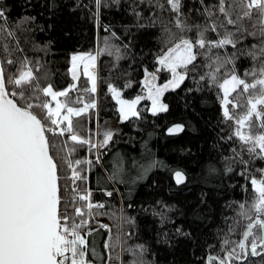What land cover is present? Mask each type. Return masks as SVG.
Here are the masks:
<instances>
[{
  "label": "snow or ice",
  "instance_id": "1",
  "mask_svg": "<svg viewBox=\"0 0 264 264\" xmlns=\"http://www.w3.org/2000/svg\"><path fill=\"white\" fill-rule=\"evenodd\" d=\"M94 2L93 15L98 22L100 9L108 3L107 0ZM111 2L120 4V0ZM197 2L199 7L185 12L184 0H132L136 26L159 25L164 47L155 58L158 67L151 72L144 69V95L125 99L122 91L112 84L108 90L119 105L121 123L132 117L140 118L137 105L142 100L151 102L153 116L167 112L168 104L162 100L164 94L180 87L186 79L218 90L221 122L230 129L221 140L237 143V147H231L232 155L224 157L229 162L225 172L235 171L232 162L240 164L237 175L245 181L240 185L241 191L251 190L252 198L228 205L229 208L236 205L235 215L225 218L226 230L218 233L219 251L208 252L204 264H246L250 257L264 260V168L252 166L257 160L264 161V0H193L194 4ZM145 9L149 13L147 17ZM193 11L202 22L193 21ZM164 13L170 17L165 19ZM145 20L147 23H142ZM34 21L35 17H23L15 27L10 26L0 0V264H94L96 258L103 257L97 252L95 240L90 239L98 232L92 225L98 223V216L105 214L100 211L105 204L93 199L90 175L97 166L103 167V157L116 143L118 130L98 129L91 135H80L77 130L80 121L74 118L96 109L95 100L87 103L82 97L73 100L69 93L75 85L61 91L54 90L51 84L41 87L37 73L43 64L40 58L25 54L17 36L18 30L30 32L26 25ZM104 30L109 31L108 27ZM111 35L120 39L115 32ZM250 38L255 42L245 43ZM128 47L124 45V49ZM46 49L47 46H33L34 51L45 54ZM102 52L115 56L117 61L124 58L121 48L109 46L107 41L105 48L96 54L71 56L73 80L77 79V69L83 63L84 75L91 82L86 92L97 90V78L89 68H95ZM242 57L251 61V67L243 72L237 66ZM161 71L169 73L170 79L157 84ZM125 87H132L131 81ZM242 96L244 104L240 103ZM46 97L55 102V107ZM60 97L65 99L61 101ZM183 131L181 124L167 129L169 135ZM66 134L67 139L59 144L53 139ZM81 148L91 158H77ZM115 156L119 159L107 179L124 182L123 157L119 153ZM157 163L153 161L145 166L135 159L131 161L132 167L139 169V179ZM173 179L179 186L188 178L183 170L176 169ZM103 191L108 197L113 195L111 191ZM121 219L134 224L131 218ZM99 227L111 231L106 224ZM176 231L189 235L179 228ZM103 247L109 250L104 264L113 259L124 264L116 252L118 247L133 257L129 264H148L142 244L124 247L117 237L111 243L105 242Z\"/></svg>",
  "mask_w": 264,
  "mask_h": 264
},
{
  "label": "trees",
  "instance_id": "2",
  "mask_svg": "<svg viewBox=\"0 0 264 264\" xmlns=\"http://www.w3.org/2000/svg\"><path fill=\"white\" fill-rule=\"evenodd\" d=\"M2 3L12 27L23 17H35L34 22L26 25L31 31L18 30L17 36L25 54L40 58L43 64L37 73L41 77V87L51 84L56 91L68 88L72 83L69 76L71 56L78 52H100L105 48V41L109 46L120 47L124 55L119 61L107 52L98 55V107L74 118V121H80L77 130L82 136L97 131L98 125L111 124L114 130H118L116 143L103 157V167L97 166L90 175L93 199L105 204V208L100 209L105 214L98 216V223L92 225L98 232L90 239L95 240L97 252L103 257L96 258L94 264H104L109 250L103 245L117 237L124 247L144 245V259L148 264H204L208 252L215 254L219 251L218 233L226 230L225 218L235 215L236 205L233 204L232 208L228 205L252 198L251 190L247 193L241 191L240 185L245 181L237 175L240 164L232 162L235 171L225 172L229 162L224 157L232 155L231 147H237V143L221 140L230 129L221 122L218 90L210 89L203 82L198 85L195 80L186 79L180 87L164 94L162 100L168 104L167 112L153 116L150 101L142 100L137 105L140 118L132 117L121 123L118 105L108 85L121 90L125 99L141 95L144 69L151 72L158 67L155 58L164 47L160 26L137 27L131 10L132 0H120V4L107 0L108 6L100 9L98 22L93 15L96 12L94 0H2ZM184 4L185 12L199 7L193 0H184ZM148 14L145 9L144 16ZM163 15L165 19L170 17L169 13ZM192 19L202 22L195 11ZM105 27L109 31H105ZM112 32L120 39L113 37ZM210 36L215 38L214 34ZM254 42L250 38L245 43ZM34 45L47 46V54L34 51ZM124 45H129L128 49H124ZM237 66L243 72L251 67V61L242 57ZM169 77V73L161 71L157 81L164 83ZM129 81L132 87L126 88ZM85 89H89V79L82 74L71 91L74 100L79 94L86 93ZM44 99L52 103L50 97ZM240 103H245L243 96ZM73 106L80 107L81 104ZM174 124L183 125L184 131L169 135L167 129ZM53 139L59 144L67 139V134ZM116 153L123 157L124 182L107 179L119 159ZM84 157L91 158L86 149L81 148L77 158ZM133 159L145 166L153 161L158 163L139 179V169L131 164ZM252 166L264 168V161L257 160ZM176 169L183 170L187 176L184 185L175 184L173 171ZM103 190L111 191L113 195L108 197ZM121 210L122 217L133 219L134 224L123 222ZM99 224L108 225L111 231L100 228ZM177 228L189 235L177 233ZM234 238L239 239V236ZM210 245L215 247L209 248ZM116 252L121 254L124 264H129L133 258L120 247ZM117 262L113 259L108 264ZM246 264H264V260L250 257Z\"/></svg>",
  "mask_w": 264,
  "mask_h": 264
},
{
  "label": "rangeland",
  "instance_id": "3",
  "mask_svg": "<svg viewBox=\"0 0 264 264\" xmlns=\"http://www.w3.org/2000/svg\"><path fill=\"white\" fill-rule=\"evenodd\" d=\"M78 53H83V52H78ZM78 53H75V54H78ZM95 54H96V53H95ZM97 59H98V57H97ZM97 67H98V60H96L95 68H91V67L89 68V71L92 72V73L96 76V78H97V76H98ZM70 69H71V61H70V67H69V76H70V79H71V81H72L71 85H76L77 82H78L79 77H80L82 74L84 75L83 63H81V64L79 65L78 69H77V79H76V80H73ZM169 79H170V77H169ZM156 82H157V84H163V83H159L158 81H156ZM166 82H167V81H166ZM164 83H165V82H164ZM71 85H70V86H71ZM68 88H69V87H68ZM90 88H91V82H90V80H89V89H90ZM63 90H64V89H63ZM59 91H61V90H59ZM144 94H145V93H144V91L142 90L141 95H144ZM111 95H112V94H111ZM69 96L74 100V96L72 95V92L69 93ZM79 96L83 98V101H84L85 103L90 102V101H92V100H95V102H96V104H97V107H98V96H97V90H96L95 93H92L91 91H87V92L84 93V94H79ZM59 99H60L61 101H63L65 98H64V97H60ZM76 99H77V96H76ZM52 106L55 107V102H54V101H52ZM82 106H83V104H81L80 107H82ZM97 107H96V109H97ZM118 107H119V105H118ZM150 108H151V102H150ZM96 109H95V110H96ZM98 129H113V130H114V128H113V126H112L111 124H109V125H107V126H101V125H98V126H97V130H98ZM96 138H97V137H96ZM97 139H98V138H97ZM120 217L122 218V210H121ZM120 259H121V254H120ZM121 260H122V259H121ZM117 264H120V261H118Z\"/></svg>",
  "mask_w": 264,
  "mask_h": 264
},
{
  "label": "water",
  "instance_id": "4",
  "mask_svg": "<svg viewBox=\"0 0 264 264\" xmlns=\"http://www.w3.org/2000/svg\"><path fill=\"white\" fill-rule=\"evenodd\" d=\"M174 125H176V124H174ZM174 125H171L170 127H172V126H174ZM170 127H169V128H170ZM167 133H168V132H167Z\"/></svg>",
  "mask_w": 264,
  "mask_h": 264
}]
</instances>
